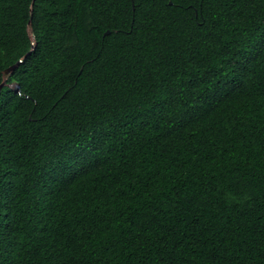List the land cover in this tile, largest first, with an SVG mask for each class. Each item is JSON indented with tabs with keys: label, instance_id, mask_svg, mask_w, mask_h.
Segmentation results:
<instances>
[{
	"label": "trees",
	"instance_id": "trees-1",
	"mask_svg": "<svg viewBox=\"0 0 264 264\" xmlns=\"http://www.w3.org/2000/svg\"><path fill=\"white\" fill-rule=\"evenodd\" d=\"M4 83L0 264H264V0H0Z\"/></svg>",
	"mask_w": 264,
	"mask_h": 264
},
{
	"label": "water",
	"instance_id": "water-1",
	"mask_svg": "<svg viewBox=\"0 0 264 264\" xmlns=\"http://www.w3.org/2000/svg\"><path fill=\"white\" fill-rule=\"evenodd\" d=\"M22 61H23V60H21L20 62H18L16 65L12 66V67L7 71V75H6V76H8L12 71H14L15 68H16L20 63H22ZM4 84H5V83H4ZM14 88L18 89L19 86H14Z\"/></svg>",
	"mask_w": 264,
	"mask_h": 264
},
{
	"label": "snow or ice",
	"instance_id": "snow-or-ice-1",
	"mask_svg": "<svg viewBox=\"0 0 264 264\" xmlns=\"http://www.w3.org/2000/svg\"><path fill=\"white\" fill-rule=\"evenodd\" d=\"M5 87H6V84H0V92H2Z\"/></svg>",
	"mask_w": 264,
	"mask_h": 264
}]
</instances>
